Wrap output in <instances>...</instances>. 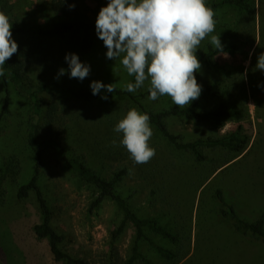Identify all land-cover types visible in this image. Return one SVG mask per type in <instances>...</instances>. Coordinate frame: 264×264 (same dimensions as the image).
Returning a JSON list of instances; mask_svg holds the SVG:
<instances>
[{"label":"rangeland","instance_id":"obj_1","mask_svg":"<svg viewBox=\"0 0 264 264\" xmlns=\"http://www.w3.org/2000/svg\"><path fill=\"white\" fill-rule=\"evenodd\" d=\"M7 1L12 8V25L18 21L28 26H45L64 19L53 10V0ZM108 2L85 0L82 4L85 21L91 31L96 33V17ZM214 20L215 31L212 34L220 35L223 45L238 44L240 50L236 55L216 57L217 62L225 67L224 72L201 67L197 81L202 90L209 83L222 89L234 87L227 103L244 108L245 118L228 121L223 126L179 118H170L167 123L186 141L220 137L242 127L250 140L240 153L205 149L208 159L197 162L190 152L171 146L150 123L153 135L149 143L155 148V157L149 163L135 164L127 149L119 144L122 134L115 133L113 129L130 108L135 107L141 112L137 104L118 98L86 106L68 94H54L63 108L60 134L69 151L81 156L89 166L109 178L116 171L128 168V175L118 186L119 191L129 198L140 217L158 218L179 235L180 240L175 245L148 231L153 241L178 255L175 260L165 259L154 244L144 240L140 250L149 259V264H264V244L236 233L218 210L221 192L248 219L264 213V87L257 90L249 79V71L261 43L260 22L258 17L252 19L232 6L219 8L214 13ZM13 38L20 44L28 36ZM210 46L213 45L209 36L198 46L196 54ZM50 47L59 55L61 44L58 41L52 40ZM106 52L103 41L96 36L91 51L77 54L81 62L91 66L90 75L81 81L70 78L69 70L59 79L66 77L78 87L85 88H90L93 80L125 88L131 82V76L119 60L108 59ZM63 63L65 65L60 69L67 70L68 63ZM27 72L39 79L38 68L29 67ZM57 74L50 72L47 79L55 80ZM148 87L149 82L145 81L137 91H147ZM4 96L5 86L0 83V110ZM45 98L51 97L46 95ZM143 102L155 111L177 106L168 96L155 101L145 98ZM219 104V100H213L201 108L209 110ZM29 119V103L13 91L10 112L0 131V163L5 168L13 158L19 162H13L18 165L15 178L8 173L0 175V264H66L56 261L48 240L39 239L34 233V225L42 220L36 197L33 194L28 199L18 197L19 186L30 178L34 162L28 144ZM113 140L117 141L115 146ZM41 183L55 212L53 224L67 237L63 243L65 251L87 259L90 264H124L130 258L136 230L129 223L125 232L118 239H113V231L124 218L114 201L107 199L91 212L96 190L82 184L52 154L46 155Z\"/></svg>","mask_w":264,"mask_h":264},{"label":"trees","instance_id":"obj_2","mask_svg":"<svg viewBox=\"0 0 264 264\" xmlns=\"http://www.w3.org/2000/svg\"><path fill=\"white\" fill-rule=\"evenodd\" d=\"M84 2L85 0H53L52 8L64 17L63 20L48 23L45 26H28L18 23L16 20V24L12 25L13 36H28V39L22 40L18 44V52L13 54L3 66H0V71L3 72V76H0V83L5 86V96L0 110V131L7 114L10 112L11 97L15 91L17 95L29 103L28 144L34 155L32 174L26 182L19 186L18 197L28 199L32 194L36 197L42 220L34 225L33 230L37 238L48 240L51 254L56 261H63L66 264H90L87 259L75 257L63 249V243L67 237L59 232L53 224L55 212L41 180L46 155H55L64 166L78 177L82 184L96 190V198L90 207L91 212L100 207L107 199H111L124 214L123 220L112 233L113 239H118L125 232L129 223L133 224L136 230V238L132 255L124 264L150 263L140 250L141 242L144 240L154 244L163 258L175 260L178 258L177 253L165 245L153 241L148 236V231L175 245L180 240L179 235L158 218L140 217L131 205L129 198L119 191L118 186L128 175V168L116 171L111 178L106 177L89 166L81 156L71 153L66 147L60 134V128L63 126V108L54 94H68L86 106L93 102L105 101L102 99L104 95H107L106 100L118 98L131 100L137 104L141 112L150 116V123L171 146L177 150L190 152L197 162H204L208 159L205 149H224L233 153L242 152L249 143V135L240 127L224 136L201 137L186 141L182 134L175 133L170 129L167 123L168 119H189L196 123L211 122L223 126L228 121L243 120L245 109L236 104L229 105L227 103V98L233 94L234 87L232 86L222 89L209 83L204 86L199 99L192 101L189 105L182 108L174 106L155 111L143 102L150 95L148 90L128 92L125 88L114 86L115 91L113 93H108L104 89L101 90L100 94L93 95L91 88L78 87L66 77H63L62 80L47 79L48 73H58L60 67L65 65L63 62L66 54L82 55L94 47L97 34L91 31L90 25L85 21V13L82 8ZM205 2L214 13L221 7L232 6L247 13L252 19L259 18L261 43L250 68L249 79L253 85L257 86V90H262L264 72L256 69V64L259 53L264 52V0H205ZM73 3H75L74 9L70 8ZM0 12L5 13L10 19L12 8L9 7L7 0H0ZM52 40L61 44L59 55L55 49L50 47ZM239 50L238 44L230 43L224 45L223 52L214 46H210L208 50L201 51L196 55L202 67L205 66L212 71L224 72L225 67L217 62L216 57L222 54L236 55ZM29 67L39 69V79L30 76L27 72ZM194 75L198 79L201 75V69ZM131 82H135L134 76H131ZM252 88L255 90L254 86ZM46 95L51 98L46 99ZM213 100H219L220 104L209 110L201 108ZM16 161L19 162L13 158L5 168L0 163V175L8 173L9 176L15 178V175L18 174V170H16L18 165L13 164V162ZM219 198V214L232 224L235 232L252 241L264 244V213L255 219H248L240 213L235 204L228 202L221 192H219Z\"/></svg>","mask_w":264,"mask_h":264},{"label":"clouds","instance_id":"obj_3","mask_svg":"<svg viewBox=\"0 0 264 264\" xmlns=\"http://www.w3.org/2000/svg\"><path fill=\"white\" fill-rule=\"evenodd\" d=\"M74 7L75 3L70 5ZM95 30L107 48L106 57L119 60L127 74L134 76L135 82L127 83L126 91L135 92L148 81L149 100L166 95L181 108L199 99L202 93L194 75L202 67L196 55L201 42L210 36L214 48L224 51L220 35L212 34L214 12L205 0H109L96 17ZM18 49L10 19L0 12V66ZM65 61L68 69L61 68L57 79L69 70L70 78L81 81L90 75L91 66L81 62L77 54H66ZM256 69L264 72V52L257 57ZM90 88L93 95L102 89L115 91L114 84L97 80L91 82ZM102 99L106 100L107 95ZM150 120L147 113L132 107L114 126L113 131L122 134L119 144L127 149L135 164L149 163L155 157V148L149 143L153 135ZM112 144L115 146L117 141Z\"/></svg>","mask_w":264,"mask_h":264}]
</instances>
